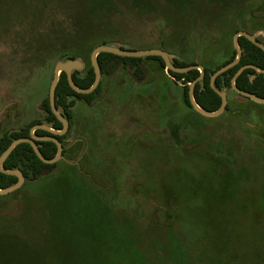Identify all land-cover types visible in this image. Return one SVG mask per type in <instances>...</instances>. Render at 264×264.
Returning a JSON list of instances; mask_svg holds the SVG:
<instances>
[{
  "label": "rangeland",
  "instance_id": "rangeland-1",
  "mask_svg": "<svg viewBox=\"0 0 264 264\" xmlns=\"http://www.w3.org/2000/svg\"><path fill=\"white\" fill-rule=\"evenodd\" d=\"M99 31L212 69L238 31L264 44V0H0V136L42 117L58 56L84 67ZM144 65L101 76L54 170L0 196V264H264V104L227 91L204 117Z\"/></svg>",
  "mask_w": 264,
  "mask_h": 264
},
{
  "label": "trees",
  "instance_id": "trees-1",
  "mask_svg": "<svg viewBox=\"0 0 264 264\" xmlns=\"http://www.w3.org/2000/svg\"><path fill=\"white\" fill-rule=\"evenodd\" d=\"M109 32H111V30ZM97 33H100L98 36L102 37L99 42L101 44L99 45L116 44L120 48H127L123 46L124 43L121 42L119 39L106 41L103 36L105 34H108V36H110L108 32L101 33V31H99ZM93 38L97 37L93 36ZM59 41H61V44L59 45L57 43L58 46H65L73 48V50H79L78 47L76 48L75 44H73L72 46L66 40ZM257 41L259 40L257 39ZM238 45L241 50V57L239 59V62L235 66L218 76L214 81V88L219 92L225 93L226 97L227 91H232L231 79L239 68L243 66H253L264 70V51L252 44L245 37L238 38ZM235 58L236 51L232 49L230 56L225 59L222 63L216 65L214 68L210 69L206 66H203V78L202 80L196 82L193 88V96L195 102L202 110L207 112H214L219 108L221 104V99L217 95V93L213 89H211L210 77L217 69L224 65H227L228 63H231L232 61H234ZM75 59H77L76 56L70 54H61L58 56V61ZM145 59L157 62L161 66L162 70H165L163 61L161 60V58L156 56H149L145 58H126L118 57L108 53H101L97 56V63L101 72V76H111L116 70V68L121 65L123 69H125L136 81L142 82L145 79L146 75V67L144 65ZM172 63L177 67H187L190 65H196L194 63L187 64L177 59H173ZM167 73L173 79L177 81H182L183 101L189 108H192L188 98V86L200 76L199 71L195 69L190 70L186 73L178 74L167 70ZM71 76L74 84L78 88H89L94 81V72L90 62H86V64L84 62L83 69L79 71H73ZM251 77H253L252 80ZM235 85L240 90L249 92L257 97L264 98V73H258L253 68L248 67L244 69L235 79ZM100 90L101 83L92 93L88 95L78 94L74 92L68 85L65 73H61L59 75V80L55 89V106L61 116L65 118L69 123L68 132L70 131V122L73 117L74 105L79 101H83L88 106L92 105L100 94ZM39 108L42 114V117L40 119L33 120L18 129L5 131L0 136V155L5 151V149L10 145L13 140L18 138L29 137V131L33 125L46 124L53 130H61V123L56 119V117L52 114L50 110L48 94L44 96L41 100ZM226 109L227 107L225 108V110ZM68 132L64 135L58 136L52 135L51 133L43 130H36L34 132V135L36 137H55L64 148V141L67 137ZM35 143L39 147V151L44 158L52 159L55 156L57 148L54 143L49 141H36ZM65 152V149H63L62 155H64ZM55 167L56 164L48 165L42 163L34 154L30 145L26 143L17 145L3 164L4 170H19L22 173L25 181L31 183L39 181L41 178L52 172ZM16 182V177L6 175L0 172V189L8 188L14 185Z\"/></svg>",
  "mask_w": 264,
  "mask_h": 264
},
{
  "label": "water",
  "instance_id": "water-1",
  "mask_svg": "<svg viewBox=\"0 0 264 264\" xmlns=\"http://www.w3.org/2000/svg\"><path fill=\"white\" fill-rule=\"evenodd\" d=\"M239 37H245L252 44H254L255 46L259 47L262 51H264V44L257 41V39L253 35L248 34L247 32H244V31H238L234 34V36H233V48L236 51V58L231 63H228L227 65H224V66L220 67L219 69H217L210 77V87H211V89H213L217 93V95L221 99V104H220L219 108L214 112H207V111L202 110L197 105V103L195 102V99L193 96V88H194L195 83L202 80V78H203V67L200 65H190L187 67H177L172 63L171 56L162 49H156L155 48V49L135 50V49H128V48H120L116 44L96 46L91 51V54H90V63H91V67H92L93 72H94V81H93L92 85L87 89L78 88L74 84V82L72 80V76H71L73 71L82 70L83 64L77 59L59 61L58 63H56V65L54 67L53 77H52L51 83H50L49 88H48V100H49L50 110H51L52 114L56 117V119L61 123L62 128L60 131H56V130H53L52 128H50L49 126H47L46 124L33 125L30 128L29 137L18 138V139L13 140L10 143V145L0 155V172L3 174H6V175L16 177L17 182L8 188L0 189V196L8 195L10 193L17 191L18 189H20L22 187V185L25 182V179L19 170H16V169L15 170H4L3 169V164H4L5 160L7 159V157L10 155V153L13 151V149L17 145L22 144V143L29 144L30 147L32 148L34 154L44 164H48V165L55 164L62 157L63 146L55 137L39 138V137H36L34 135V132L36 130H43V131L51 133L52 135L61 136V135L66 134L68 129H69L68 121L61 116V114L58 112V110L55 106V89H56V86H57V83L59 80V75L61 73H65L68 85L70 86V88L74 92H76L78 94L88 95V94L92 93L100 84L101 72H100V69H99V66L97 63V56L99 54L108 53V54H112V55H115L118 57H126V58H145V57H149V56H156V57L161 58V60L164 63L165 69L169 70L173 73L182 74V73H186L190 70H195V69L198 70L200 73V76L195 81L190 83L188 86L189 103H190L191 107L198 114H200L204 117H217L225 111V108L227 106V97H226L225 93L219 92L214 88V81L218 76H220L221 74H223L224 72H226L228 69L232 68L233 66H235L239 62V59L241 57V50H240L239 45H238V38ZM248 67L255 69L258 73H264V70H262V69H259V68L253 67V66H243V67L238 69V71L235 73V75L231 79V89L237 95L248 98L252 102H255L257 104H264V98H260V97H257L255 95L249 93V92L240 90L235 85V79L239 76V74L244 69H246ZM252 79H253V77H251V80ZM36 141H49V142L54 143L56 145V148H57V152H56L55 156L52 159L44 158L39 151V147L35 143Z\"/></svg>",
  "mask_w": 264,
  "mask_h": 264
},
{
  "label": "flooded vegetation",
  "instance_id": "flooded-vegetation-1",
  "mask_svg": "<svg viewBox=\"0 0 264 264\" xmlns=\"http://www.w3.org/2000/svg\"><path fill=\"white\" fill-rule=\"evenodd\" d=\"M257 39V38H256ZM260 42V41H259ZM262 43V42H261ZM68 132V131H67ZM39 138H43V137H39ZM37 142H41V141H37ZM44 142H47V141H44ZM64 149V148H63ZM63 152V151H62ZM63 156V155H62Z\"/></svg>",
  "mask_w": 264,
  "mask_h": 264
}]
</instances>
